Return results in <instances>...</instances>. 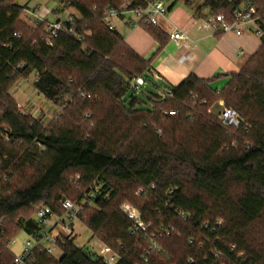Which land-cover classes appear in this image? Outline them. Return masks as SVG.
I'll use <instances>...</instances> for the list:
<instances>
[{"label": "trees", "instance_id": "16d2710c", "mask_svg": "<svg viewBox=\"0 0 264 264\" xmlns=\"http://www.w3.org/2000/svg\"><path fill=\"white\" fill-rule=\"evenodd\" d=\"M237 1L204 0L202 6L228 15ZM124 2L66 0L79 16L74 25L90 31L83 47L65 33L47 45L44 25L21 22L24 5L0 0V264H14L8 245L19 231L38 229L29 216L16 220L14 233L10 219L25 210L33 214L38 205L61 213L60 196L71 189L69 200L82 205L79 221L105 244L123 247L117 264H211L210 249L228 252L229 246L235 247L231 263L264 264V240L255 228L264 218V39L238 72L222 75L230 80L221 90L191 73L170 87L172 98L150 93L151 107L143 109L133 91L129 100L125 96L133 77L148 80L151 60L101 20L105 8ZM141 28L159 50L169 39L158 26ZM31 73L37 75L34 87L53 105L68 99L47 129L21 112L9 93ZM219 101L238 112L240 129L216 121L212 108ZM93 182L107 195L90 207L82 201ZM140 187L144 191L136 194ZM125 201L151 223L142 237L131 233L132 221L119 209ZM216 220L221 225L214 226ZM169 226L174 231L156 237L160 250L145 260L150 240ZM62 250L59 259L37 255L36 264H103L72 241Z\"/></svg>", "mask_w": 264, "mask_h": 264}, {"label": "built area", "instance_id": "2783aa9c", "mask_svg": "<svg viewBox=\"0 0 264 264\" xmlns=\"http://www.w3.org/2000/svg\"><path fill=\"white\" fill-rule=\"evenodd\" d=\"M142 3H135V0H125V2L117 9L113 7L105 8L104 14L101 18L103 25L109 30H115L117 21L123 22L129 28L142 27L143 25L159 26L161 19L165 18L168 9L165 6L163 0H141ZM259 1V5H258ZM69 9L70 12L66 19L59 17L60 12L65 9ZM22 18L30 28H38L41 25L45 26L44 36L42 38L49 46L53 45V40L60 33L72 37L76 41L80 42L84 47L86 38L90 35V31L87 29H81L74 25V22L79 18L78 14L73 8L66 7V1H58L54 8L46 11H39L37 8H30L24 6L21 13ZM66 24L68 26H66ZM199 28L210 30L215 34H233L235 36H242L244 34H251L259 40L264 39V0H238L230 14L225 13H211L205 15L200 22ZM19 36V35H18ZM170 40L175 42L188 40V36L181 30L175 29L168 33ZM242 54L238 52V56ZM21 67V65L19 66ZM36 75V74H35ZM37 80V75L35 77ZM147 83V80L142 76H135L130 81V89L136 93ZM79 96L82 98H90V94H86L80 91ZM158 96L162 99L172 98L171 90L158 92ZM68 102L65 98V102L59 105L56 112V117L52 118L48 123L41 121L42 127L47 129L49 124L57 119L62 114L63 108ZM220 111L215 113L216 121L221 125L240 129L244 123V120L240 117L238 112L232 108L223 105L222 101H219ZM211 110H208L210 112ZM89 116V114L87 115ZM34 118V117H33ZM36 119V118H34ZM249 125L245 126V131H248ZM161 134V131H158ZM1 164V162H0ZM78 179V175L75 176ZM6 180V177L4 178ZM151 185L149 188H152ZM102 183L93 182L84 191V198L82 204L87 206H96V199L100 196L105 197L101 192ZM144 191L143 187L137 190V194ZM60 206L62 208L61 213H57L50 207L45 205H38L34 207L32 219L36 222L38 229L29 233L30 239L25 240L22 244L21 252L18 255H14V264H36L37 255L46 254L52 256L55 259H59L62 255V244L65 242H74L76 232V222L79 221V214L81 212L82 205L72 202L67 198L60 200ZM120 211L132 221L131 233L137 237L145 235L150 226V222H145L140 211L129 202H123L120 207ZM178 215L182 219H186V215L178 212ZM207 226V224H205ZM221 225L220 220H216L214 226ZM214 230V227H213ZM173 227H160L157 233L150 240L149 246L144 249L143 258L147 260L148 255L151 252L159 251L160 248L157 244L156 237L168 236L173 232ZM189 242L193 243L194 239L189 237ZM203 245L202 243L200 246ZM227 250L220 249L218 247H212L210 253L213 256V262L211 264H234L229 260V252L235 250L234 246H229ZM123 249L122 246L114 248L102 242L100 239L96 242V246L90 249L93 251L103 262V264H117L121 260V254L119 250ZM59 252V255L56 253ZM242 252L237 253V257H242ZM189 263L193 262L192 258L187 260Z\"/></svg>", "mask_w": 264, "mask_h": 264}, {"label": "crops", "instance_id": "0c3cea01", "mask_svg": "<svg viewBox=\"0 0 264 264\" xmlns=\"http://www.w3.org/2000/svg\"><path fill=\"white\" fill-rule=\"evenodd\" d=\"M163 2L168 12L158 28L167 35L175 29L181 30L188 40L168 39L159 50V42L143 28H129L120 21L115 25V31L132 50L143 60H151L147 81L154 83L156 94L170 90L191 73L212 80L209 86L220 90L230 80L228 75H222L238 72L242 55L252 54L259 46L251 34L220 35L199 28L201 19L209 13L208 8L202 6L204 0H185L184 6L175 0ZM239 51L242 52L240 56L237 55ZM219 75L221 77L215 78Z\"/></svg>", "mask_w": 264, "mask_h": 264}, {"label": "rangeland", "instance_id": "374dc122", "mask_svg": "<svg viewBox=\"0 0 264 264\" xmlns=\"http://www.w3.org/2000/svg\"><path fill=\"white\" fill-rule=\"evenodd\" d=\"M58 1H66V0H15V2L19 5L28 6L30 8H37L39 11L50 10L55 7ZM168 2L169 0H164ZM174 1V0H173ZM177 3L185 5V0H175ZM199 1V0H198ZM67 7V6H66ZM70 10L67 8L60 12L59 17L61 19H66ZM20 20L23 24H26L22 16H20ZM256 38V37H255ZM256 41L261 43V40L256 38ZM259 46L257 47V49ZM256 49V50H257ZM256 50L253 52L255 53ZM252 53V54H253ZM252 54H243L240 58L242 60V65L249 59ZM35 73H31L27 78L20 77L18 78L13 85L9 89L10 95L14 98L17 103V106L21 112L24 114H29L32 117L39 119L44 123H48L52 118L56 117V112L59 104L53 105L48 99L44 97L33 85L35 81ZM153 82L147 81V83L135 93L139 99L142 100L137 107L148 109L151 107V103L147 96L150 93L156 94V90L153 86ZM214 86V85H213ZM222 88H220L221 90ZM132 94V90L129 89L125 96V100H129L130 95ZM223 103V101H222ZM61 105V104H60ZM224 105V103H223ZM213 109L214 113H218L220 111V105L215 106ZM63 113V112H62ZM127 186V185H126ZM125 187V186H124ZM126 188V187H125ZM134 190V186L131 187ZM128 190H126L127 192ZM137 192V191H136ZM135 192V193H136ZM134 194V193H133ZM137 194V193H136ZM73 195V191H67V193H62L60 198L69 199L70 196ZM127 202V201H125ZM60 203V201H59ZM120 207V206H119ZM29 216L33 217L32 210H25L19 213H16L13 218H11L9 222V226L13 229L14 233H17L18 228L16 226V220L20 218H29ZM259 229V238L264 240V218L259 220V223L255 227ZM76 238L74 240V245L78 248L83 249H92L96 246V242H98L99 238L97 236H93L91 230L85 226L81 222H76ZM30 239L29 235L24 231H19L13 240L9 243L8 248L14 255H18L21 252L22 244L25 240ZM59 255V252L56 253Z\"/></svg>", "mask_w": 264, "mask_h": 264}]
</instances>
